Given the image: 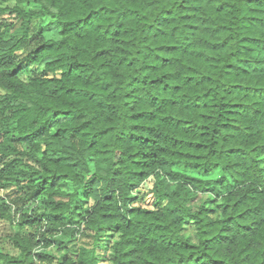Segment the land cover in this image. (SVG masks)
Segmentation results:
<instances>
[{
	"label": "trees",
	"instance_id": "1",
	"mask_svg": "<svg viewBox=\"0 0 264 264\" xmlns=\"http://www.w3.org/2000/svg\"><path fill=\"white\" fill-rule=\"evenodd\" d=\"M0 264H264V0H0Z\"/></svg>",
	"mask_w": 264,
	"mask_h": 264
},
{
	"label": "rangeland",
	"instance_id": "2",
	"mask_svg": "<svg viewBox=\"0 0 264 264\" xmlns=\"http://www.w3.org/2000/svg\"><path fill=\"white\" fill-rule=\"evenodd\" d=\"M145 202L148 203L149 206L151 207V199L149 196H147V199ZM92 204H94V200H92V199H88L86 201L80 202L78 205V208L76 210L77 216L75 217V220H80V216L83 215L85 210L88 208V206L92 205ZM74 222L76 223V221H74ZM98 235L100 238H102V233H99ZM45 252L52 254V255H55V256H64V257L74 256V252L72 250H68L64 246V244H62L60 242L54 243L52 246L47 248L45 250ZM97 255H99L101 258H108V257L110 258L111 257L109 251L101 249L100 246L98 248Z\"/></svg>",
	"mask_w": 264,
	"mask_h": 264
}]
</instances>
